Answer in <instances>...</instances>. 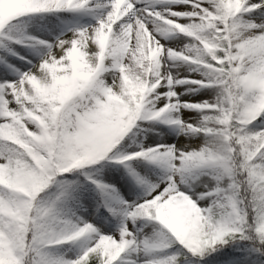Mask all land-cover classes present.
<instances>
[{
	"label": "snow or ice",
	"instance_id": "6c2138e0",
	"mask_svg": "<svg viewBox=\"0 0 264 264\" xmlns=\"http://www.w3.org/2000/svg\"><path fill=\"white\" fill-rule=\"evenodd\" d=\"M0 264H264V0H0Z\"/></svg>",
	"mask_w": 264,
	"mask_h": 264
},
{
	"label": "rangeland",
	"instance_id": "374dc122",
	"mask_svg": "<svg viewBox=\"0 0 264 264\" xmlns=\"http://www.w3.org/2000/svg\"><path fill=\"white\" fill-rule=\"evenodd\" d=\"M173 138H176V137H173ZM99 167H101V173H100L101 178L105 179L106 182L112 183L113 181L107 180L108 171L110 168H112V166L107 164V163H102V165ZM113 174H116L117 179H121V182L128 183L130 185L128 178L126 176H124L122 169H113ZM92 197L94 200L98 199V197L96 196V194L94 192L92 193ZM100 210H103V208H101Z\"/></svg>",
	"mask_w": 264,
	"mask_h": 264
},
{
	"label": "bare ground",
	"instance_id": "6f19581e",
	"mask_svg": "<svg viewBox=\"0 0 264 264\" xmlns=\"http://www.w3.org/2000/svg\"><path fill=\"white\" fill-rule=\"evenodd\" d=\"M65 15H67V14H65ZM68 19L70 20V22H73V23L76 22V18L75 17H68ZM175 139H179V138L176 137Z\"/></svg>",
	"mask_w": 264,
	"mask_h": 264
},
{
	"label": "trees",
	"instance_id": "16d2710c",
	"mask_svg": "<svg viewBox=\"0 0 264 264\" xmlns=\"http://www.w3.org/2000/svg\"><path fill=\"white\" fill-rule=\"evenodd\" d=\"M98 166H101V165H98ZM100 211H103V210H100Z\"/></svg>",
	"mask_w": 264,
	"mask_h": 264
}]
</instances>
